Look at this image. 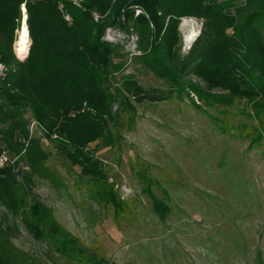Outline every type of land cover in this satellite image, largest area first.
Instances as JSON below:
<instances>
[{
	"label": "rangeland",
	"instance_id": "rangeland-1",
	"mask_svg": "<svg viewBox=\"0 0 264 264\" xmlns=\"http://www.w3.org/2000/svg\"><path fill=\"white\" fill-rule=\"evenodd\" d=\"M202 23L179 19L182 55ZM101 40L123 57L111 85L132 77L144 87L170 89L136 64L141 52L134 33L108 27ZM244 79L250 86V77ZM201 85L200 95L186 89L177 98L170 89L167 101L128 110H119L114 96L105 136L87 147L99 166L94 177L82 175L54 142L41 140L48 154L43 172L30 185L16 177L25 204L15 215L2 212L12 245L31 264H70L24 226L22 212L34 198L83 245L82 260L74 264H264V92L241 97ZM37 127L30 123V137H42ZM115 209H123V217H115Z\"/></svg>",
	"mask_w": 264,
	"mask_h": 264
},
{
	"label": "trees",
	"instance_id": "trees-1",
	"mask_svg": "<svg viewBox=\"0 0 264 264\" xmlns=\"http://www.w3.org/2000/svg\"><path fill=\"white\" fill-rule=\"evenodd\" d=\"M19 5V0H0V56L9 69L0 87V146L5 144L11 157L25 164L27 185L43 172L48 157L41 140L54 142L82 175L98 174V162L87 147L105 136L114 96L121 100L119 110H128L133 104L163 103L172 96L170 89L177 98L181 91L200 95L201 84L208 91L236 90L241 97L264 92V0H81L79 7L66 0H37L26 4L30 45L22 61L13 52ZM184 17L203 23L182 55L176 45L178 21ZM108 27L137 36L141 54L136 64L169 91L144 87L132 77L120 86L111 85L109 76L123 57L119 47L101 40ZM244 77H250V86ZM31 122L41 129V138L29 136ZM16 177L11 167H0V264H31L2 225L3 210L15 215L25 204ZM114 212L115 217L124 215L123 209ZM22 214L35 240L52 245L70 264L82 260L83 245L57 225L50 209L33 198ZM156 214L165 219L164 213ZM89 264L107 263L99 259Z\"/></svg>",
	"mask_w": 264,
	"mask_h": 264
},
{
	"label": "built area",
	"instance_id": "built-area-1",
	"mask_svg": "<svg viewBox=\"0 0 264 264\" xmlns=\"http://www.w3.org/2000/svg\"><path fill=\"white\" fill-rule=\"evenodd\" d=\"M20 1V5H19V19H18V29L15 30V42L13 44V52L15 54V56L22 61L28 53V48L30 45V39L28 36V42L26 44L25 47V51L22 54L17 53L16 48H15V44H16V39L18 38V34L22 31L23 27H25L27 29L26 26V18H27V12H26V4L28 3H34L37 0H19ZM69 3H71L73 6L75 7H79V4L81 2V0H66ZM58 9L62 10L63 9V4L59 3L58 4ZM64 20L66 22H70V17L68 15H64ZM27 35H28V30H27ZM9 69L7 68V66L2 62L1 60V56H0V87L5 83L6 79H7V75H8ZM34 124V123H32ZM3 166H9L11 167L12 171L16 174L17 178H19V180H23L24 178V173L25 171H27V167L25 166V164L20 161L18 159V157H11L9 151L5 148V147H1L0 148V167Z\"/></svg>",
	"mask_w": 264,
	"mask_h": 264
},
{
	"label": "bare ground",
	"instance_id": "bare-ground-1",
	"mask_svg": "<svg viewBox=\"0 0 264 264\" xmlns=\"http://www.w3.org/2000/svg\"><path fill=\"white\" fill-rule=\"evenodd\" d=\"M25 29H26V28L23 27L22 31L18 34V38L16 39L15 48H16L17 53H19V54H22V53H23V52H20L19 49H20V47H21V45H20L21 36H22V34H23V32H24ZM188 39H189V38H188ZM190 39H191V38H190ZM190 39H189V41H190ZM26 41L28 42V35H27ZM27 42H26V44H27ZM25 47H26V45H25Z\"/></svg>",
	"mask_w": 264,
	"mask_h": 264
},
{
	"label": "snow or ice",
	"instance_id": "snow-or-ice-1",
	"mask_svg": "<svg viewBox=\"0 0 264 264\" xmlns=\"http://www.w3.org/2000/svg\"><path fill=\"white\" fill-rule=\"evenodd\" d=\"M26 38H27V29L24 30V32H23V34L21 36V41H20L21 47L19 49L20 52H24L26 50L25 49V45H26V42H27Z\"/></svg>",
	"mask_w": 264,
	"mask_h": 264
}]
</instances>
